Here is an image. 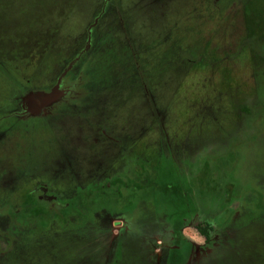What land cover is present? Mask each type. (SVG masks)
Returning a JSON list of instances; mask_svg holds the SVG:
<instances>
[{"label": "rangeland", "instance_id": "1", "mask_svg": "<svg viewBox=\"0 0 264 264\" xmlns=\"http://www.w3.org/2000/svg\"><path fill=\"white\" fill-rule=\"evenodd\" d=\"M252 192L264 0H0V264H264Z\"/></svg>", "mask_w": 264, "mask_h": 264}, {"label": "trees", "instance_id": "2", "mask_svg": "<svg viewBox=\"0 0 264 264\" xmlns=\"http://www.w3.org/2000/svg\"><path fill=\"white\" fill-rule=\"evenodd\" d=\"M127 180V182H125V181H123V187L125 188V187H128V188H130V189H128V190H130L131 191V193L133 194V196H134V194L136 193V192H138V187L136 186V185H134V183L133 182H131V179H129V178H127L126 179ZM148 185V184H147ZM153 188V187H152ZM127 189H124V190H127ZM167 190V189H166ZM167 191H170V189L169 190H167ZM119 192V191H118ZM102 194V193H101ZM124 194H125V192H124ZM89 195V194H88ZM103 195V194H102ZM136 195H139V194H136ZM263 194H255V193H251V202H252V199H255L256 200V202H255V204H254V206L255 207H257L260 211H263L264 210V203H263V201H264V198H263V196H262ZM90 197H91V193H90V195H89ZM105 197V196H104ZM106 198V197H105ZM88 199V200H87ZM82 204H81V206L80 207H82V206H84V203L85 202H89V198L87 197V195H85V196H83V198H82ZM250 202V203H251ZM89 208V204H88V206H87V209ZM178 237H179V234L177 233V235L175 234V241L177 242V240H178ZM178 249H174V250H172L171 251V254H170V259H169V264H179V262H180V257L179 256H177L178 255Z\"/></svg>", "mask_w": 264, "mask_h": 264}, {"label": "flooded vegetation", "instance_id": "3", "mask_svg": "<svg viewBox=\"0 0 264 264\" xmlns=\"http://www.w3.org/2000/svg\"><path fill=\"white\" fill-rule=\"evenodd\" d=\"M44 193H46V190H44ZM44 196H46V195H44ZM43 198L44 197L42 196L41 199H43ZM46 200H48L50 203H52L51 207H50L51 211L52 210L55 211L56 209L62 208V205H60L58 201L56 202V200H54V197L52 199H50V197H47Z\"/></svg>", "mask_w": 264, "mask_h": 264}]
</instances>
